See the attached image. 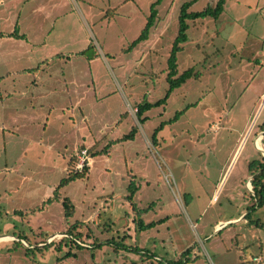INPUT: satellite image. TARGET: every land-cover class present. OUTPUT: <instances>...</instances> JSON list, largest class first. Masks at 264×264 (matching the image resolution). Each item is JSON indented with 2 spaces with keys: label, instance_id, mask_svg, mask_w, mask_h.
<instances>
[{
  "label": "rangeland",
  "instance_id": "rangeland-1",
  "mask_svg": "<svg viewBox=\"0 0 264 264\" xmlns=\"http://www.w3.org/2000/svg\"><path fill=\"white\" fill-rule=\"evenodd\" d=\"M192 1L92 0V6L79 1L74 13L85 26L73 24L70 31L79 43L84 41V57L68 64L41 63L36 69L40 91L58 88L50 97L56 109L48 123L23 130L8 126L22 105L19 92L34 75L16 73L30 61L15 54L0 57V240L12 238L0 241V264H164L162 259L171 264L188 248L195 253L186 256L191 261L185 264H264V206L254 208L248 171L252 161L264 162V0H226L217 21L188 20L178 75L193 69L198 76L163 100L181 8ZM217 2L197 0L188 12L214 8ZM154 5L157 21L149 40L132 47ZM53 41L60 43L61 36ZM72 42L66 45L69 51L77 49V41ZM71 71L83 91L82 104L91 109L85 111H91L88 122L79 110L65 109L68 95L60 81ZM144 102L152 107L140 124L136 109L131 115L127 104ZM123 113L128 117L122 118ZM246 122L250 134L246 130L238 141L236 131ZM90 123L94 138L107 127L113 146L110 155L103 153L105 145L80 149L78 154L89 151L91 161L77 170L78 154H73L82 136L92 137ZM135 126V138L114 141ZM76 173L81 176L61 185ZM132 184L138 193L131 202ZM65 199L72 205L70 217ZM243 212L246 223L214 232L213 225ZM143 224L151 226L142 229ZM59 234L67 238L49 242Z\"/></svg>",
  "mask_w": 264,
  "mask_h": 264
},
{
  "label": "crops",
  "instance_id": "crops-1",
  "mask_svg": "<svg viewBox=\"0 0 264 264\" xmlns=\"http://www.w3.org/2000/svg\"><path fill=\"white\" fill-rule=\"evenodd\" d=\"M79 1H80V4L87 5V6H92L93 4L92 0H0V14L5 13V12L11 13L7 17L0 16V24H2V22H5L3 26L6 27V30L0 28V57L3 59L4 57L7 56V54L10 56L15 54L22 61H30V63L32 64H29V67L23 68L22 70L17 71L16 73L18 74L19 72H21V74L23 73V74L34 75L32 79H28L30 86L28 83L25 86L26 87L25 91L19 92V94H21L22 105L19 108L15 109V111L17 112L11 115V122L10 123L8 122L9 123L8 126L16 125V126H19L23 130V129H26V127L37 125L35 124V122L43 123L44 121H47L48 123L50 118L52 117V112L56 109V107L50 102V97L52 96L51 94L54 93L53 91H58L57 90L58 88L52 89V92H47V93L40 91L43 85L40 84V80L38 79L39 75L37 76L35 75L36 69H41V65H39L41 63L49 64V62L62 60L64 61L65 64H68V62H72L74 57L76 58H79V56L84 57V52L88 50V49H83V46H81L84 41L79 43L78 42L79 38L71 36V31H70L73 24H77L79 28H82L81 24H83V21L81 22L79 15L77 13H74L75 10H80L79 4H78ZM38 17L40 18L39 20H37ZM56 19H58V22L56 21L55 23L57 28L53 26V23ZM83 26L85 25L83 24ZM56 34H59L61 36L62 41L60 43H56L53 41ZM147 40H149V38ZM147 40H145V42ZM72 41H77L76 42L77 49L69 51L67 50L66 45H69V46L72 45L74 43ZM85 43L87 44L88 41ZM56 46H58L59 48H55L56 50L51 49ZM8 47L10 49H7ZM4 48H6L8 51H5ZM65 55L68 58L67 60L65 59ZM47 73L49 74V72ZM68 74L69 75L63 74V77L60 81L62 90L66 92L68 95L67 99H68L69 107H66L65 109L67 111L68 110L71 111L72 114H75V109L79 110L84 116V120L88 122V117L91 111L89 113L85 112L86 108H89V106L82 104V102L84 101V97H82L83 91L79 90V85L76 80L77 75L74 74L72 71L70 73L68 72ZM48 76L49 78L53 77L52 75H48ZM115 84L120 89L122 88L118 83H115ZM71 88L73 89L71 90ZM38 89H39V93H38ZM93 89L95 93V104H99L98 95L96 94L97 91L95 87H93ZM7 94L9 95L7 97V100L12 99L13 95L11 93H7ZM41 95H45V96L42 98ZM72 95H76L77 99L72 98L73 97ZM106 97H109V96L107 94L105 95V97L104 95H102L101 101L102 99ZM262 97L264 98V92L260 96V99H262ZM139 104L140 103H136L133 107H130L129 104H127L130 110L129 113L131 115H132V111L135 109H136V114H137L138 112L137 106ZM89 110L91 109L89 108L88 111ZM86 113L88 114V117ZM72 116H76V115H72ZM126 116L128 117V114L123 113L121 117L123 118ZM137 119L139 123L141 124L138 114H137ZM133 122L137 124L136 123L137 121H135L134 119H133ZM85 125L87 126V123ZM5 126L7 125L3 122L4 129H5ZM104 127H103V132L100 135V137L94 138L93 124L92 125L91 123L88 124V129L91 132L92 137H90V134L87 136L89 138L82 136L77 142L78 146L76 150L74 151L73 156H75V154L82 148H88V149L96 148L97 149L98 146L101 147L102 145H105V148H106L103 150V153L105 155H110L111 148L109 151V147L113 146L112 143L109 142L110 141L109 136L111 134L107 132L108 128L107 127L104 128ZM137 127L138 126H135L133 129L136 130ZM248 127H249V122H246L245 126L242 128L241 131L240 130L236 131L237 133H240L238 141L243 135H244L243 137H245L246 134L248 133L250 134L251 126L249 128ZM140 130H143L142 127H140ZM246 130L247 132L246 134H244ZM111 133H113V131ZM206 136L209 137L208 134H206ZM123 138L121 140H114V141L126 142L123 140ZM145 140H146V144L150 142L148 139H145ZM254 147L258 151H260L256 147L255 141H254ZM4 150H5V147H4ZM238 154H239V150L237 149L233 155V159ZM95 156H96V153L93 156V158ZM248 171H249V167H248ZM219 192L218 191L215 192V196L212 199L213 204L217 201ZM246 219H247L246 212H243L237 218H229L228 220H225V221L221 220L215 225H213L214 232L220 231L222 227H225L227 225H236V224H240L241 222L246 223ZM204 232L205 230L203 231V233ZM186 248H181L180 251L182 249L185 250ZM184 252H186V250ZM191 252L192 251H190L189 255L194 254L195 249L193 250L192 253ZM176 255L177 254H175V256ZM260 258L261 257H259V259ZM187 259H188V262L191 261V258H187ZM177 260L178 259L172 258L170 262L172 263ZM161 262H164V264H169L168 263L169 261L166 260L165 262L164 259H162Z\"/></svg>",
  "mask_w": 264,
  "mask_h": 264
},
{
  "label": "trees",
  "instance_id": "trees-1",
  "mask_svg": "<svg viewBox=\"0 0 264 264\" xmlns=\"http://www.w3.org/2000/svg\"><path fill=\"white\" fill-rule=\"evenodd\" d=\"M159 1V0H158ZM197 0H193L191 3H186L183 5L181 8V13L179 17V32L178 36L176 37L172 50L170 53V57L168 59V75H167V81L169 84V89L167 91L166 97L163 100H167L170 97V94L177 88L181 87L188 79L192 78L193 76L197 77L198 75L194 73L193 69H189L185 72H183L181 75H178V54L182 51L183 49V44L187 42V30L189 28L188 25V20H196L200 18H207L211 17L214 20H217L221 14L223 13L224 6L226 3V0H218L216 6L214 8L208 7L206 10L197 12V13H189L188 10L189 8L193 5L194 2ZM156 5L152 7L151 10V15L148 18L147 24L142 31L140 37L136 42L132 44V47L137 46L141 42L147 40L150 35V30L153 28L154 24L157 21V12L155 10ZM161 103V102H160ZM152 105L148 102L140 103L137 108H138V117L139 119L141 116L150 108ZM181 114V113H180ZM179 115H177L174 120H177ZM141 121V119H140ZM136 130L133 129V131L125 136L123 140H132L135 136ZM249 171L251 175L253 176L252 180V185H253V190L255 194V199H256V204L254 205L255 207H262L264 206V162H259V161H252L249 164ZM79 175L78 173L76 174H71L67 178H65L61 185H65L69 183L70 181L74 180L75 178H78ZM130 190V196L129 199L132 202V199L136 192L138 191V188L135 186L130 185L129 187ZM133 206V204H131ZM64 210H65V215L66 217H70L72 213V205L68 199H65L63 202ZM150 225H142L141 228H147L150 227ZM65 240V239H63ZM62 240V241H63ZM191 249L189 248L186 250V252L182 255L183 257L180 258L178 261L172 262L171 264H185L188 262V259L186 258L187 255L190 254Z\"/></svg>",
  "mask_w": 264,
  "mask_h": 264
},
{
  "label": "built area",
  "instance_id": "built-area-1",
  "mask_svg": "<svg viewBox=\"0 0 264 264\" xmlns=\"http://www.w3.org/2000/svg\"><path fill=\"white\" fill-rule=\"evenodd\" d=\"M78 165H77V170H82L84 169V167H86L87 165H89L90 161H91V156L89 155V151L87 149L82 150L79 154H78ZM87 168V167H86ZM56 238H59V240H63L65 238H67V236L63 235V234H59V235H55L53 237H51L49 239V242H53ZM14 240L16 238H13ZM23 243V245H25L24 241H21ZM254 261L259 262L260 259L256 258L254 259Z\"/></svg>",
  "mask_w": 264,
  "mask_h": 264
},
{
  "label": "bare ground",
  "instance_id": "bare-ground-1",
  "mask_svg": "<svg viewBox=\"0 0 264 264\" xmlns=\"http://www.w3.org/2000/svg\"><path fill=\"white\" fill-rule=\"evenodd\" d=\"M11 239H12L11 237H6V238L1 239L0 241H4V242L6 241L7 242V241H10Z\"/></svg>",
  "mask_w": 264,
  "mask_h": 264
}]
</instances>
